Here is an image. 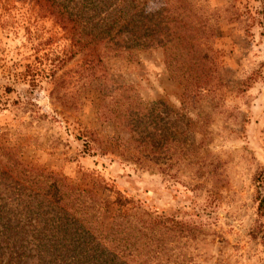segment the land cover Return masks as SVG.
Here are the masks:
<instances>
[{
	"label": "rangeland",
	"instance_id": "obj_1",
	"mask_svg": "<svg viewBox=\"0 0 264 264\" xmlns=\"http://www.w3.org/2000/svg\"><path fill=\"white\" fill-rule=\"evenodd\" d=\"M185 3L199 88L170 77L159 48L86 54L32 1L0 0V197L52 175L95 194L99 228L117 209L160 218L147 264H264V0Z\"/></svg>",
	"mask_w": 264,
	"mask_h": 264
},
{
	"label": "trees",
	"instance_id": "obj_2",
	"mask_svg": "<svg viewBox=\"0 0 264 264\" xmlns=\"http://www.w3.org/2000/svg\"><path fill=\"white\" fill-rule=\"evenodd\" d=\"M30 1L76 50L90 54L102 44L130 58L133 52L159 48L169 76L184 87L199 88L206 81L207 59L196 43L198 28L184 14L190 8L186 0H175L179 6L162 0L150 20L144 14L150 0ZM182 64L188 70L179 74ZM28 180L35 188L13 186L17 197H0V264H147L160 253L152 248L165 229L160 218L131 221L134 212L117 209L107 228H99L103 206L94 193L47 174ZM256 215L264 245V196L257 200Z\"/></svg>",
	"mask_w": 264,
	"mask_h": 264
}]
</instances>
